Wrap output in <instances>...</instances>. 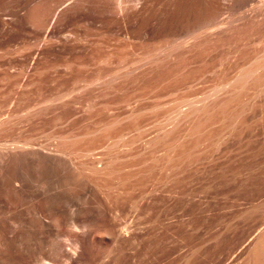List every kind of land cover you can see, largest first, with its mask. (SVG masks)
I'll list each match as a JSON object with an SVG mask.
<instances>
[{"label":"rangeland","instance_id":"obj_1","mask_svg":"<svg viewBox=\"0 0 264 264\" xmlns=\"http://www.w3.org/2000/svg\"><path fill=\"white\" fill-rule=\"evenodd\" d=\"M34 5L0 24V115L18 122L2 139H27V152L47 140L68 164L102 167L94 190L81 191H94L90 207L98 198L128 224L123 264H164V233L170 264H252L264 232V29L107 83L152 46L128 45L86 21L49 39L28 19Z\"/></svg>","mask_w":264,"mask_h":264},{"label":"bare ground","instance_id":"obj_2","mask_svg":"<svg viewBox=\"0 0 264 264\" xmlns=\"http://www.w3.org/2000/svg\"><path fill=\"white\" fill-rule=\"evenodd\" d=\"M32 4L28 19L38 24L41 36L49 39L57 34L72 35L68 28L86 21L128 45L152 46L137 59L120 64L107 83L124 75L131 77L142 68L160 70L179 55L209 43L215 45L234 34L264 29V0H0V24L20 21ZM63 16L66 18L61 21ZM73 91L53 99L62 100ZM1 115L0 140L8 141L10 136L2 139L4 126L9 128L18 122L10 113ZM16 140L14 145L9 139L11 148L3 141L5 146H0V264L126 262L129 255L123 244L131 237L128 224L117 223L122 220L118 209L107 207L98 198L90 207L89 198L96 199L94 191V198L92 190H88L90 197L83 195L86 189H93L91 182L98 178L102 167L84 160L80 165L68 164L70 160L64 161V154L58 159L56 150L49 151L52 143L47 140L45 146L38 143L31 152L24 148L27 139H22L23 143L20 140V145ZM58 145L52 146L59 152ZM173 212L174 205H169L168 215ZM163 238L164 264H170L174 249L168 235L164 233ZM254 241L249 253L251 262L264 264V232Z\"/></svg>","mask_w":264,"mask_h":264}]
</instances>
